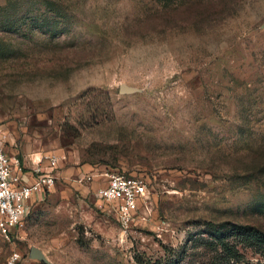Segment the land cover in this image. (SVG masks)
Returning a JSON list of instances; mask_svg holds the SVG:
<instances>
[{
  "label": "rangeland",
  "instance_id": "rangeland-1",
  "mask_svg": "<svg viewBox=\"0 0 264 264\" xmlns=\"http://www.w3.org/2000/svg\"><path fill=\"white\" fill-rule=\"evenodd\" d=\"M179 1L0 0L15 5L0 11L2 140L13 138L21 159L28 150L59 165L25 227L10 242L0 236V264L14 250L24 264H143L191 249L211 226L264 231V174L255 172L264 155V0L240 1L211 28L167 29L172 14L155 13ZM85 54L96 58L48 77L54 58ZM116 171L147 185L128 229L99 198Z\"/></svg>",
  "mask_w": 264,
  "mask_h": 264
},
{
  "label": "trees",
  "instance_id": "trees-1",
  "mask_svg": "<svg viewBox=\"0 0 264 264\" xmlns=\"http://www.w3.org/2000/svg\"><path fill=\"white\" fill-rule=\"evenodd\" d=\"M47 5H52L50 0H44ZM48 1V2H47ZM242 0H183L170 6L168 9L155 13L156 17L161 14H172L165 27L167 29L192 28L201 30L213 27L215 24L231 17L237 11L236 6ZM15 8L14 4L6 3L0 8L3 14ZM20 12H14L13 18H17ZM27 14H23L20 22L27 20ZM68 11H64V16ZM181 16L176 19L175 16ZM38 17V16H37ZM32 21L36 17H29ZM39 20V17H38ZM170 25V26H169ZM54 56L63 54L59 45L52 47ZM96 58L93 54H85L77 62L70 58H54V64L50 69L48 77L66 78L76 67L85 66ZM122 173L116 171L114 173ZM257 175L264 174V155L260 157L256 170ZM129 175V174H127ZM195 235L190 241L194 246L188 245L182 249H170L160 259H149L143 264H264V261L257 262L248 259L245 251H251L254 255L264 260V231L255 226L229 223L225 225L211 226L207 232Z\"/></svg>",
  "mask_w": 264,
  "mask_h": 264
},
{
  "label": "built area",
  "instance_id": "built-area-1",
  "mask_svg": "<svg viewBox=\"0 0 264 264\" xmlns=\"http://www.w3.org/2000/svg\"><path fill=\"white\" fill-rule=\"evenodd\" d=\"M1 136L0 131V236L10 242L25 227L32 201L55 189L59 165L56 157H49L47 169H43V160L39 159L37 168L28 175L21 159L8 154ZM146 193L147 185L141 177L117 172L99 190V198L113 207L120 226L128 229L135 222ZM4 264H24L23 256L14 250Z\"/></svg>",
  "mask_w": 264,
  "mask_h": 264
},
{
  "label": "crops",
  "instance_id": "crops-1",
  "mask_svg": "<svg viewBox=\"0 0 264 264\" xmlns=\"http://www.w3.org/2000/svg\"><path fill=\"white\" fill-rule=\"evenodd\" d=\"M13 142H14L13 138H8L7 142H4V144L6 146V150H7L8 154H10L11 156H18L21 159L17 149L8 146V144H10V143L12 144ZM23 157L24 158L21 159V161L24 164L26 172L29 175V174H31L33 172V170L35 168H37V162H38L39 159H35V157L28 150H24ZM44 165H46V164H44ZM44 165L42 164L43 169H47V167H45ZM48 195H51V194H48ZM45 197L40 198V200H38V201L33 200L31 205H34L35 203L42 201Z\"/></svg>",
  "mask_w": 264,
  "mask_h": 264
},
{
  "label": "water",
  "instance_id": "water-1",
  "mask_svg": "<svg viewBox=\"0 0 264 264\" xmlns=\"http://www.w3.org/2000/svg\"><path fill=\"white\" fill-rule=\"evenodd\" d=\"M120 91L123 94H131L135 92V89L127 85H122ZM31 257L35 259L45 260L42 252L36 248L32 249Z\"/></svg>",
  "mask_w": 264,
  "mask_h": 264
}]
</instances>
